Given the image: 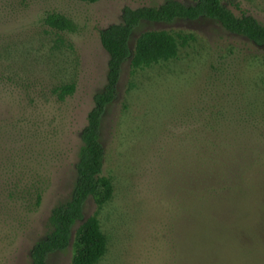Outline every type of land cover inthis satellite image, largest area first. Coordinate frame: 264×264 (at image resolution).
<instances>
[{
  "label": "rangeland",
  "instance_id": "rangeland-1",
  "mask_svg": "<svg viewBox=\"0 0 264 264\" xmlns=\"http://www.w3.org/2000/svg\"><path fill=\"white\" fill-rule=\"evenodd\" d=\"M165 1L0 0V264H31L52 209L71 196L81 131L107 83L99 32L125 6ZM223 2L264 25V0ZM47 12L75 31L47 26ZM146 30L194 40L174 59L122 65L100 130L113 196L83 209L84 219L98 211L107 237L97 264H264V45L202 17L143 21L131 51ZM71 243L48 264H70Z\"/></svg>",
  "mask_w": 264,
  "mask_h": 264
},
{
  "label": "trees",
  "instance_id": "trees-1",
  "mask_svg": "<svg viewBox=\"0 0 264 264\" xmlns=\"http://www.w3.org/2000/svg\"><path fill=\"white\" fill-rule=\"evenodd\" d=\"M94 3L99 0H84ZM184 4L166 0L159 5L136 8L123 7L121 22L112 24L99 32L102 47L108 54L107 83L103 91L94 96V105L87 115V123L81 131V145L76 162V178L70 198L56 205L49 217L50 230L44 238L35 242L30 250L31 264H48V257L66 249L71 243L70 264H97L107 251V237L101 231L96 211L84 219L83 209L92 198L99 210L113 196L111 179L102 175L104 147L100 141L101 120L106 107L113 101L116 86L124 62L131 68L142 69L162 61L174 59L180 47L194 40L192 34L167 30H146L138 35L133 50L129 46L133 30L143 21L172 22L177 19L197 20L208 18L218 22L226 31L244 36L256 45H264V25L249 14L240 15L228 8L223 0H190ZM43 22L59 31L74 32L76 25L63 14L47 12ZM74 83L58 88V98L63 100L73 93ZM40 194L36 196V203Z\"/></svg>",
  "mask_w": 264,
  "mask_h": 264
}]
</instances>
